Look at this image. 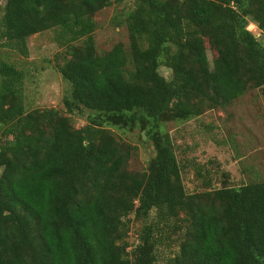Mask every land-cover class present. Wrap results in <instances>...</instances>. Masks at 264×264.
<instances>
[{
	"label": "trees",
	"instance_id": "16d2710c",
	"mask_svg": "<svg viewBox=\"0 0 264 264\" xmlns=\"http://www.w3.org/2000/svg\"><path fill=\"white\" fill-rule=\"evenodd\" d=\"M124 4L129 48L99 53L96 14ZM252 23L264 35V0H0V50L28 57L29 38L53 31L67 109L90 112L82 128L26 112V73L0 60V264H158L168 240L163 264H264V182L188 193L164 128L264 87ZM111 127L146 133L145 171L128 170L134 148Z\"/></svg>",
	"mask_w": 264,
	"mask_h": 264
},
{
	"label": "rangeland",
	"instance_id": "374dc122",
	"mask_svg": "<svg viewBox=\"0 0 264 264\" xmlns=\"http://www.w3.org/2000/svg\"><path fill=\"white\" fill-rule=\"evenodd\" d=\"M126 8V4L111 6L96 14L95 40L99 53L110 51L118 43L129 48L128 31L124 25ZM248 29L264 45V35L258 27L252 23ZM28 47V57L0 50V60L13 63L26 73V112L55 109L69 116L76 128L86 126L89 111L78 114V111L71 113L67 109L66 98L70 96L71 88L59 72L65 50L54 41V32L30 37ZM208 54L212 60L211 50ZM160 71L170 78L169 70L162 67ZM164 128L170 133L176 153L186 167L183 183L188 193L220 188L224 180L234 187L264 182V87L250 90L227 109L212 110L190 121L170 122ZM110 129L117 141L134 148L128 170L145 171L155 156L153 143L146 133L139 129L133 132ZM141 228L131 216L126 238L129 251L138 244ZM174 251H177L175 243L165 241L158 251V264H163Z\"/></svg>",
	"mask_w": 264,
	"mask_h": 264
}]
</instances>
